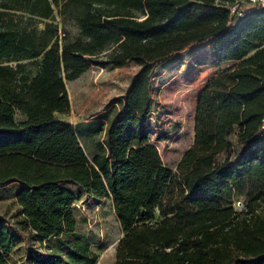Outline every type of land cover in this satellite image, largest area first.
<instances>
[{
  "label": "trees",
  "instance_id": "1",
  "mask_svg": "<svg viewBox=\"0 0 264 264\" xmlns=\"http://www.w3.org/2000/svg\"><path fill=\"white\" fill-rule=\"evenodd\" d=\"M241 1L0 0V189L16 205L0 214V264L20 239L26 264H96L77 229L84 195L111 200L123 229L112 264H264V5L232 11ZM55 14L74 38L59 39ZM207 40L228 66L201 88L172 169L152 140L153 72ZM128 61L139 68L89 158L56 116L69 111L66 81ZM147 164L156 183L132 224L127 186Z\"/></svg>",
  "mask_w": 264,
  "mask_h": 264
},
{
  "label": "rangeland",
  "instance_id": "2",
  "mask_svg": "<svg viewBox=\"0 0 264 264\" xmlns=\"http://www.w3.org/2000/svg\"><path fill=\"white\" fill-rule=\"evenodd\" d=\"M257 5H264V0L255 4L242 3L241 9L248 10ZM54 22L58 23V31L66 33L65 36L72 39L78 34L75 26L63 25L57 14ZM36 26L41 29L43 23L38 22ZM227 66V63H217L213 59L207 40L171 55L154 69L149 124L152 140L158 147L164 166L174 169L182 153L192 143L199 92L212 75ZM138 68L132 61L121 67L91 66L77 79L66 81L69 111L56 116L75 126L89 158L96 152L97 143L103 141L104 129L119 110L120 100ZM157 171L152 164H147L127 186L125 210L132 224L142 214L154 190ZM10 186L0 189V214L6 216L16 208L14 190ZM239 202H235L237 209L242 207ZM74 206L77 229L98 254L96 264H112L115 246L123 235V229L111 200L84 195ZM26 250L25 242L20 239L9 255L11 264H26Z\"/></svg>",
  "mask_w": 264,
  "mask_h": 264
},
{
  "label": "built area",
  "instance_id": "3",
  "mask_svg": "<svg viewBox=\"0 0 264 264\" xmlns=\"http://www.w3.org/2000/svg\"><path fill=\"white\" fill-rule=\"evenodd\" d=\"M259 1L260 0H249V1H246V2H248V3H259ZM242 3H245L244 1H241V2H239L238 4H235V5H233V6H231V10L233 11L238 5L241 7V4ZM241 14V13H240ZM64 32H61L60 30H59V39H61L63 36H64Z\"/></svg>",
  "mask_w": 264,
  "mask_h": 264
},
{
  "label": "water",
  "instance_id": "4",
  "mask_svg": "<svg viewBox=\"0 0 264 264\" xmlns=\"http://www.w3.org/2000/svg\"><path fill=\"white\" fill-rule=\"evenodd\" d=\"M239 204H240V202H239Z\"/></svg>",
  "mask_w": 264,
  "mask_h": 264
}]
</instances>
